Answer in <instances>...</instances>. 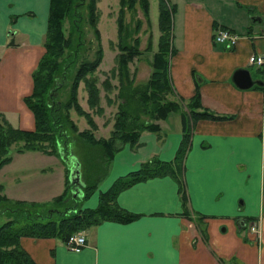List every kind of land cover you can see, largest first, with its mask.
Segmentation results:
<instances>
[{
  "label": "crops",
  "instance_id": "obj_1",
  "mask_svg": "<svg viewBox=\"0 0 264 264\" xmlns=\"http://www.w3.org/2000/svg\"><path fill=\"white\" fill-rule=\"evenodd\" d=\"M48 4L0 0V114L20 129L33 127L23 96L43 52ZM168 4L173 51L167 73L174 96L188 98L197 88L202 106L230 117L193 123L182 158L183 199L174 175L137 179L115 194V202L135 217L99 221L83 232L85 244L78 250L65 248L56 237L20 236L19 244L37 264H264V88L258 82L239 88L231 80L238 67L254 81L264 76L247 59L250 53L264 56V0ZM218 26L238 34L234 45L213 40ZM153 50L150 46V55ZM156 122L157 130H141L133 145L124 142L112 154V180L104 189L145 160L171 163L182 138L180 116L170 111ZM38 170L36 187H51L53 175L61 173L57 164ZM25 172L12 188L16 193ZM34 183H23L19 197L2 193L40 201L29 197Z\"/></svg>",
  "mask_w": 264,
  "mask_h": 264
},
{
  "label": "trees",
  "instance_id": "obj_2",
  "mask_svg": "<svg viewBox=\"0 0 264 264\" xmlns=\"http://www.w3.org/2000/svg\"><path fill=\"white\" fill-rule=\"evenodd\" d=\"M95 1L87 0L83 3V0H49L42 39L43 52L31 71V90L23 96L24 103L33 114V127L17 128L0 114V166L11 159L8 154L9 147L18 142L20 143L15 147L16 152L38 150L43 154L61 157V151L56 149V141L60 138L65 149L69 129L84 140L79 143L80 150L82 148L84 152V157L81 156L82 171L84 169L90 173L97 166L99 159L95 161L96 158L105 156L110 159L120 144L127 142L133 145L141 130H157L156 120L164 118L170 111L177 112L180 116L182 138L171 163L156 158L141 162L136 169L119 176L106 189L98 191L93 207H79L76 196L70 195L71 184L66 166L63 188L50 197L48 202L10 198L0 192V216L4 217L0 220V264H37L19 244L20 236L56 237L63 242L70 233L86 231L103 219L128 221L134 218L135 214L115 202V194L120 188L137 179L162 173L174 175L183 199L184 189L180 177L182 158L189 143L193 123L201 118L230 117L202 106L197 88L188 98L174 96L167 73L168 58L173 51L169 45L172 8L165 0H158L157 44L147 58L149 71L142 82L134 81V72L129 70L128 63L151 46L148 41L144 48L138 47L137 33L141 20L138 17L132 19L136 5L140 7L143 16L147 17L148 0H117L114 64L97 82L94 70L103 52L96 26L98 12ZM81 6L85 8V19L98 43L91 59L80 58L81 43L77 20L81 16ZM125 10L131 16L128 21L124 20ZM67 16L71 26L69 33L63 30V21ZM74 16L77 18L74 19ZM71 71L73 75L68 94L63 101H54L52 95L58 80L62 85ZM79 81L82 82L88 110L82 108L77 101ZM99 85L104 91L105 102L115 101L111 128L104 137H96L93 133L97 126L92 114H100L102 111L99 104ZM112 92L114 93L111 95ZM70 109L84 118L86 128L76 130L69 117ZM84 177L82 174L81 197H85L96 186L94 183L87 184ZM262 187L264 188V167Z\"/></svg>",
  "mask_w": 264,
  "mask_h": 264
},
{
  "label": "rangeland",
  "instance_id": "obj_3",
  "mask_svg": "<svg viewBox=\"0 0 264 264\" xmlns=\"http://www.w3.org/2000/svg\"><path fill=\"white\" fill-rule=\"evenodd\" d=\"M87 0H83V3ZM175 0H165V2H173ZM95 7L97 8V23L96 26L99 31V43L102 49V58L101 61L98 63L94 73L97 76V82L104 77V73L114 64V54L116 52L115 46L113 43L116 40V26H115V16L117 13L118 2L117 0H96ZM157 10H158V0H148V7H147V17H144L141 9L138 5H136L135 12L132 15V19L134 17H138L140 21V27L138 29V37L139 43L138 47L140 49L144 48L149 41L151 43L152 49H155L156 45V38L158 33L157 28ZM79 14L81 15L78 17L77 20L78 28L80 31V58L91 59L94 55V51L97 47V40L94 37L92 32L91 26L87 23L86 11L83 6L79 8ZM130 14L128 11L125 10L124 12V20H130ZM77 17L74 16V19ZM133 21V20H132ZM63 30L65 33H69L71 31L70 26V19L65 17L63 21ZM171 38H172V31L171 27L169 28V45H171ZM150 57V52L148 50L143 51L142 55L139 57H135L128 63L129 70L134 72V77L136 80L135 82H142L146 79L148 74L149 68L147 64V58ZM73 71L70 72V75L65 77V82L61 85V83L57 82V87L54 89L53 93V100L54 101H63L68 94L69 90V83L72 80ZM112 82H115V79H112ZM100 87V102L99 104L102 107V111L100 114H92L93 119L96 123L97 128L93 131L96 137L98 136H107L108 130L111 127L113 121V114L115 111V101L112 103H106L104 98V91L102 87ZM114 92L111 93V95ZM84 91L82 90V82L79 81L78 88H77V101L81 105L82 108L88 110V107L84 101ZM171 99L174 97L169 96ZM69 117L74 122L76 130L83 129L87 127V124L83 117L79 116L77 113L74 112L73 109L69 111ZM69 138L66 139L65 149L64 143H60L61 139L59 138L57 142L56 149L61 151V157L56 156L54 154L45 155L38 150H24L22 152H16L15 147L20 143H13L9 147L8 154L12 157V161L3 169V172L0 171V184L1 190H5L8 196L12 197H19L20 193L25 190L22 186L24 183L35 182L34 184L30 185V189L33 188V194L29 197L38 198L40 201L48 202L49 198L56 193L61 191L63 188V180L67 173V170H64L66 167L69 171L68 165L71 163L72 159L70 156L74 157L78 161V168H79V175L80 180L82 181V174H84V178L87 184L94 183L96 186L94 189L85 195V197H81L79 194L74 195L76 196L77 204L79 207H93L97 201V193L98 191L104 189L106 185H108L109 181L112 180V164L109 158L105 156H100L96 158L99 159L97 162V166L94 167L90 173L87 170L82 171V159L81 156L84 157L83 149L80 150L81 142H84L81 138H79L75 132H72L68 129L67 131ZM66 150V151H65ZM65 151V152H64ZM115 152V151H114ZM113 157V156H112ZM111 157V158H112ZM108 159V160H106ZM110 161V164L108 163ZM53 164H57L61 170V173H58V170H54L53 173H58V178L56 175H53L52 178V186H37L36 181L39 180L41 174L38 173V168L52 166ZM110 165V166H109ZM66 166V167H65ZM109 166V167H108ZM25 174L22 176V183H21V192L16 193L15 190H12L13 187L18 186L20 182V175L23 171ZM43 174V173H42ZM52 174V172H51ZM44 175V174H43ZM51 176V175H50ZM48 177H43L44 180ZM2 183L5 184L4 188L2 187ZM19 188V187H17ZM72 190V188L70 187ZM69 189V190H70ZM68 190V191H69ZM81 190V188H80ZM67 193V192H66ZM22 195L24 193H21ZM71 195V194H70ZM94 201V202H93ZM191 216V214H190ZM4 217L0 216V220ZM83 233L82 231H74Z\"/></svg>",
  "mask_w": 264,
  "mask_h": 264
},
{
  "label": "built area",
  "instance_id": "obj_4",
  "mask_svg": "<svg viewBox=\"0 0 264 264\" xmlns=\"http://www.w3.org/2000/svg\"><path fill=\"white\" fill-rule=\"evenodd\" d=\"M213 40L215 42L222 43L223 45L230 47L235 44L237 40V34L233 31H230L227 28H216L212 34ZM249 62H254L257 65H262L264 63L263 54H249ZM252 231L254 227H251ZM85 242L84 236L79 232L70 233L67 238L64 240L66 248L71 250H78Z\"/></svg>",
  "mask_w": 264,
  "mask_h": 264
},
{
  "label": "water",
  "instance_id": "obj_5",
  "mask_svg": "<svg viewBox=\"0 0 264 264\" xmlns=\"http://www.w3.org/2000/svg\"><path fill=\"white\" fill-rule=\"evenodd\" d=\"M231 80L233 84L239 88H246L249 87L253 83H260V80L254 81V79L251 78L248 70L245 67H238L235 68L232 73H231ZM72 161L69 163L68 168V180L72 186V190L70 194L72 196L74 195H81V190H80V184L82 181L80 180V175H79V164L78 161L70 156Z\"/></svg>",
  "mask_w": 264,
  "mask_h": 264
}]
</instances>
